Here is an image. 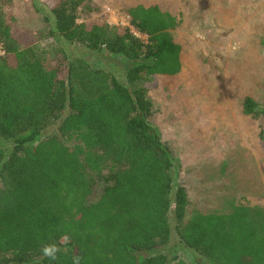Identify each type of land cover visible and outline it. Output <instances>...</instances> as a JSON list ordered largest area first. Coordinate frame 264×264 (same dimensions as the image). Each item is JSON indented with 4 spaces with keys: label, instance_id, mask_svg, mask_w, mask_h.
<instances>
[{
    "label": "trees",
    "instance_id": "1",
    "mask_svg": "<svg viewBox=\"0 0 264 264\" xmlns=\"http://www.w3.org/2000/svg\"><path fill=\"white\" fill-rule=\"evenodd\" d=\"M31 2L35 33L0 0V264H187L160 253L172 237L197 264H264V209L187 217L180 164L152 123L147 84L179 74V20L137 5L117 27L88 22L91 0ZM242 109L264 113L251 98Z\"/></svg>",
    "mask_w": 264,
    "mask_h": 264
},
{
    "label": "rangeland",
    "instance_id": "2",
    "mask_svg": "<svg viewBox=\"0 0 264 264\" xmlns=\"http://www.w3.org/2000/svg\"><path fill=\"white\" fill-rule=\"evenodd\" d=\"M91 1L101 13L90 23L129 27L125 11L137 5L157 6L179 20L171 36L181 48V70L147 86L152 123L180 164L187 217L227 211L231 203L264 209V113L245 116L242 109L251 98L264 110V0ZM4 12L22 32L44 27L31 0H10ZM98 196L95 190L92 200ZM160 253L197 264L174 237Z\"/></svg>",
    "mask_w": 264,
    "mask_h": 264
},
{
    "label": "clouds",
    "instance_id": "3",
    "mask_svg": "<svg viewBox=\"0 0 264 264\" xmlns=\"http://www.w3.org/2000/svg\"><path fill=\"white\" fill-rule=\"evenodd\" d=\"M64 242L66 243L69 240V237L65 235L63 237ZM61 251V248L56 244H42L40 252L42 257L47 258L50 261H55L58 258V253ZM81 258L79 256L73 257V264H80Z\"/></svg>",
    "mask_w": 264,
    "mask_h": 264
}]
</instances>
